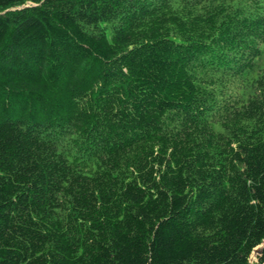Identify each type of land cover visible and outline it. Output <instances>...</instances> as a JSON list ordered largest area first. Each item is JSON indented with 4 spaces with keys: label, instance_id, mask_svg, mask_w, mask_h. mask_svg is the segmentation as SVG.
I'll return each mask as SVG.
<instances>
[{
    "label": "trees",
    "instance_id": "obj_1",
    "mask_svg": "<svg viewBox=\"0 0 264 264\" xmlns=\"http://www.w3.org/2000/svg\"><path fill=\"white\" fill-rule=\"evenodd\" d=\"M261 245L264 0H0V264Z\"/></svg>",
    "mask_w": 264,
    "mask_h": 264
},
{
    "label": "rangeland",
    "instance_id": "obj_2",
    "mask_svg": "<svg viewBox=\"0 0 264 264\" xmlns=\"http://www.w3.org/2000/svg\"><path fill=\"white\" fill-rule=\"evenodd\" d=\"M264 245H261V247H263ZM260 248V246L259 247H257L256 249H255V251L256 250H258ZM254 251V253L251 255V258H250V260H251V264H258V260H257V255L258 254H256V252Z\"/></svg>",
    "mask_w": 264,
    "mask_h": 264
},
{
    "label": "bare ground",
    "instance_id": "obj_3",
    "mask_svg": "<svg viewBox=\"0 0 264 264\" xmlns=\"http://www.w3.org/2000/svg\"><path fill=\"white\" fill-rule=\"evenodd\" d=\"M21 2H23V1H21ZM29 2V1H28ZM37 2V1H36ZM22 4V3H21ZM68 57V56H67ZM75 57V56H74ZM75 59V58H74ZM73 61V60H72ZM76 62V61H75ZM77 65V64H76ZM76 73V72H75ZM37 80V79H36ZM99 88V87H98ZM107 91V90H106ZM50 92V91H49ZM52 93V92H51ZM92 93H93V91H92ZM104 95V94H103ZM99 97H100V95H99ZM104 103V102H103ZM110 104V103H109ZM112 104V103H111ZM39 106V105H38ZM106 107V106H105ZM35 108V107H34ZM31 109V108H30ZM110 110V109H109ZM108 114V113H107ZM29 119H31L30 117H29ZM28 119V120H29ZM5 120V119H4ZM72 131V130H71ZM41 138V137H40ZM38 141V140H37ZM23 146V145H22ZM67 150V149H66ZM85 154V153H84ZM83 157V156H82ZM99 157V156H98ZM92 159V158H91ZM68 160V159H67ZM97 160V159H96ZM96 163V162H95ZM99 164V163H98ZM40 166V165H39ZM58 167V166H57ZM56 167V168H57ZM94 170V169H93ZM42 174V173H41ZM86 181V180H85ZM33 183V182H32ZM78 185V184H77ZM25 192V191H24ZM64 192V191H63ZM14 196V195H13ZM31 200V199H30ZM27 204V203H26ZM31 205V204H30ZM39 216V215H38ZM20 250V249H19ZM2 257V256H1Z\"/></svg>",
    "mask_w": 264,
    "mask_h": 264
},
{
    "label": "water",
    "instance_id": "obj_4",
    "mask_svg": "<svg viewBox=\"0 0 264 264\" xmlns=\"http://www.w3.org/2000/svg\"><path fill=\"white\" fill-rule=\"evenodd\" d=\"M263 247H264V246H263ZM263 247L260 246V248H259L258 250L255 251L256 254H261V251H262V248H263Z\"/></svg>",
    "mask_w": 264,
    "mask_h": 264
}]
</instances>
